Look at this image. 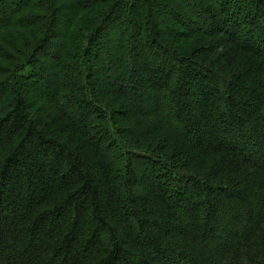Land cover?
<instances>
[{
  "label": "trees",
  "instance_id": "1",
  "mask_svg": "<svg viewBox=\"0 0 264 264\" xmlns=\"http://www.w3.org/2000/svg\"><path fill=\"white\" fill-rule=\"evenodd\" d=\"M0 264H264V0H0Z\"/></svg>",
  "mask_w": 264,
  "mask_h": 264
}]
</instances>
